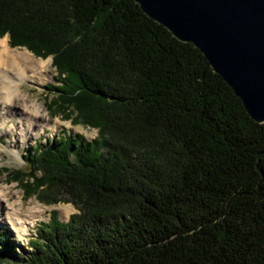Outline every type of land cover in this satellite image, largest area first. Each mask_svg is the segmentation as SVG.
I'll return each instance as SVG.
<instances>
[{"label":"trees","instance_id":"trees-1","mask_svg":"<svg viewBox=\"0 0 264 264\" xmlns=\"http://www.w3.org/2000/svg\"><path fill=\"white\" fill-rule=\"evenodd\" d=\"M3 36L51 57L46 110L96 136L29 148L12 178L76 212L22 253L1 233L0 264H264V123L198 49L134 0H0Z\"/></svg>","mask_w":264,"mask_h":264},{"label":"water","instance_id":"water-1","mask_svg":"<svg viewBox=\"0 0 264 264\" xmlns=\"http://www.w3.org/2000/svg\"><path fill=\"white\" fill-rule=\"evenodd\" d=\"M142 12L180 42L200 51L264 123V0H134Z\"/></svg>","mask_w":264,"mask_h":264},{"label":"rangeland","instance_id":"rangeland-1","mask_svg":"<svg viewBox=\"0 0 264 264\" xmlns=\"http://www.w3.org/2000/svg\"><path fill=\"white\" fill-rule=\"evenodd\" d=\"M6 37L8 38V36H3L0 39ZM8 46L12 51L26 50L33 57V60L51 59V57L45 59L36 57L24 47H12L9 43ZM29 63L26 67H20L23 74H35L34 71L29 69L33 66L32 63ZM47 70V72L41 74L39 85L30 81L22 82L19 93L23 98V102L18 101L20 98H16L18 100H16L15 113L5 111L6 113L0 116V190L5 192L7 204L17 208L23 214L29 211L34 213L32 216H26V222L28 221L27 232L21 238L11 231L7 223L0 221V234L9 237L15 245L19 244L15 248L18 253L23 252L20 247L29 248V241L34 240L36 237V228L41 223H47L52 212L61 222H66L69 216L76 212L70 203L59 202L47 205L38 200L34 193L29 196L24 194L23 188L12 178V174L15 171L28 172L29 169L24 159L27 151L29 148L33 149L36 145L51 146L52 142L64 135H81L87 141L96 136V129L80 124H72L70 120H66L58 114H50L46 110L45 100L51 94L46 85H58L52 62ZM2 71L6 70L2 68ZM9 80L11 79L9 78ZM32 105L38 108L39 118L32 120L30 123L28 110L31 109ZM24 106L28 110L24 109ZM21 112L22 114L19 115ZM28 181L30 182V180ZM1 216L0 214V218Z\"/></svg>","mask_w":264,"mask_h":264},{"label":"bare ground","instance_id":"bare-ground-1","mask_svg":"<svg viewBox=\"0 0 264 264\" xmlns=\"http://www.w3.org/2000/svg\"><path fill=\"white\" fill-rule=\"evenodd\" d=\"M7 42V37L0 39V116L5 114V111L15 113L16 100H18L16 98H20L18 101L23 102V98L19 93L21 83L30 81L39 85L41 74L48 71L47 69L51 63L50 58L47 60H33V57L26 50L12 51ZM29 62L33 65L32 67L29 66V69L34 71L35 74H23L20 70L21 66L26 67ZM2 68L6 71H2ZM24 109L28 110L26 106H24ZM38 114V108L32 105L31 109L28 110L30 123L32 120L39 118ZM5 196V192L0 190V214L2 215L0 221L7 223L11 231L21 238L27 232L28 221L26 222V216H32L34 213L32 211L26 214L21 213L17 208L6 203Z\"/></svg>","mask_w":264,"mask_h":264}]
</instances>
